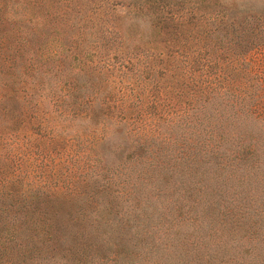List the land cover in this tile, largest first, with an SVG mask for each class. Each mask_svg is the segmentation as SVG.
<instances>
[{"label":"trees","instance_id":"trees-1","mask_svg":"<svg viewBox=\"0 0 264 264\" xmlns=\"http://www.w3.org/2000/svg\"><path fill=\"white\" fill-rule=\"evenodd\" d=\"M63 1L57 4L53 0H0V66L21 75L22 69L27 73L30 68L35 79L40 72L53 78L51 74L64 72L62 63L68 59L60 50L69 51V98L79 105L69 104V117L74 122L92 121L94 131H103L90 152H98L94 160L115 154L118 161L103 168V173L111 177L104 179L102 187L111 185L112 172L117 168L121 178L116 182L117 192L126 199L116 206L103 189L100 204L84 210L80 203L90 199L92 190L88 195L74 194V198L69 197V210L54 207L51 212L45 211L46 232L45 227L38 231L40 217L34 219L36 213H31L26 223L18 222L23 218H16L11 228L2 227L4 208L0 210V238L5 232L10 234L7 241L19 236L34 241L35 235H39L43 243H48L49 238L57 239L59 248L69 250L71 255L80 248L89 250L85 261L71 256L69 264H101L105 260L111 264H145L140 245H134L130 256L113 258L106 253L105 260L96 261V254L123 243L120 240L145 219L155 226V221L164 215L166 237L172 240L173 249L168 247L165 253L156 254L151 264H264V114L256 112L262 85L255 81L251 71L243 72L244 52H237L230 37L231 32L241 31L245 43L248 32L258 35L259 26L251 30L249 25L263 19L261 12L245 1ZM123 5L126 12L117 15L111 26L105 27L108 20L92 23L93 16L97 19L103 10ZM53 6L65 8L66 16L60 17L58 11L42 15L45 8ZM85 6L91 10L90 15L83 13ZM96 26L102 36L95 31ZM110 34L118 37L124 51L128 50L121 54L118 63L113 61L117 58L102 52ZM109 37L114 40L113 35ZM161 43L163 50L158 51L156 46ZM145 46L149 49L141 50ZM140 55H150L152 66L144 64ZM135 59L142 81L158 85L160 75L167 77V96L159 100L150 95L146 101L138 93L135 97L139 102L133 111L145 105L154 108L152 116L166 128V138L136 131L133 126L144 114H128L129 108L120 100L119 105H113L112 96H108L114 79L117 83L125 80L126 63H134ZM160 59L163 66L155 68L153 62ZM15 79L10 83L11 91L7 89V80L0 85V119L7 113L6 103L10 100L16 103L25 97L32 102L35 91H42L40 97L50 92L46 80L47 85L30 80L25 84L33 90L26 94L17 92L16 86L24 83L18 77ZM60 90L64 96L67 85ZM137 90L138 87L134 92ZM62 104L60 99L51 103L59 108V114H66ZM37 106L40 102L36 100L34 112L41 111ZM113 108L116 112L109 113ZM21 112V117L27 115V110ZM160 117L165 120L159 121ZM119 137L121 141L113 150L112 140ZM142 140L162 142L164 147L159 149L165 156L151 154L152 159L141 161L144 158L137 149H147ZM158 155L163 157L162 161L157 160ZM119 167L127 170L128 179L121 176ZM142 194H150V200L144 201ZM10 197L16 198L17 194L0 193L3 201ZM126 209H132V216L124 213ZM4 250L10 256L12 246ZM5 264L11 263L7 260Z\"/></svg>","mask_w":264,"mask_h":264},{"label":"rangeland","instance_id":"rangeland-1","mask_svg":"<svg viewBox=\"0 0 264 264\" xmlns=\"http://www.w3.org/2000/svg\"><path fill=\"white\" fill-rule=\"evenodd\" d=\"M9 1L10 0H3V2ZM53 1L57 3L61 0ZM213 1L228 4L245 1L250 3V7L255 6L259 12H261L260 19H263L258 20L256 24L249 25L251 30L259 26L258 30L260 31H258V35L248 32L246 40L249 42L246 41L245 43H243L244 38L241 36V31L231 32L230 37L233 38L232 41L235 43V48L238 50L237 52H244V62L241 66L243 72L251 71L255 76V81H258L259 84L262 85V95L256 106V112L258 114H264V0ZM81 2L85 3V0H81ZM87 7L88 6L84 7L83 13L87 11V15H90L91 10L89 9L88 11ZM20 9L21 8H18L17 11L19 10L20 12ZM64 10L65 8L53 6L51 8H45L42 15L58 11L59 14H61L60 17H65ZM125 12L126 7L124 5L118 6L116 9L109 7L103 10L102 14L100 13L97 19L93 16L94 19L92 23L94 22L97 24L102 21L104 22V20H108V22H106L107 25H104L105 27L111 26L113 23H116L117 15H123ZM79 15L82 16V14ZM95 31L98 33V26H96ZM13 33L14 31H12V34ZM98 35L102 36L101 33H98ZM111 35H113L114 40L110 39L109 36ZM106 37H108V40L105 41L107 45L102 49V52H107L106 54H109L110 57L117 58L113 60L114 63L120 62L121 54H123V52L127 54L128 50H123L120 44H118V37L114 36V34L107 35ZM40 39L42 40V38ZM146 44H148V42H146ZM161 44L156 46L158 51L163 50V44ZM129 48L132 47L129 46ZM142 48L144 49L141 50L149 49L148 46ZM60 51H62L65 56L67 55L68 59L67 61L64 60L62 63L64 72L60 74H51L50 76L53 78L45 77L40 72V74L37 75L38 78L35 79L31 76L32 72H30V68H26L27 73L22 69L21 75V73H10V69L8 70V68H5L4 70V68L0 66V85L4 80H7L8 91H11L12 88L10 83L13 82L15 77H18L20 81L24 83V86H19L20 83L16 86L17 92L21 91L23 94H26V91L29 89L33 90L30 84H25L29 83L30 80H36V82L40 83H44L46 80V82L50 84V92L48 91L45 97H40L42 91L37 90L35 91L32 102L25 97H22L21 101L16 102L18 104H16L14 100L7 102L6 108L8 111L0 119V180H5L4 183H0V193L9 192L17 194L16 198L10 197L4 201L0 199V210L6 209L2 215L3 219H1L3 222L1 224L2 227L11 228V225L15 224L16 218H18L17 220L24 219L18 222L26 223V220L32 217L31 213H36L34 219L38 216L40 217L38 221L40 225L38 231L42 232V227H45L44 232H46L47 222L45 221V211L51 212L54 207L69 210V197L74 198L75 196L88 195V191L90 190H92L90 199L83 200L80 203V206L84 210L97 207L100 204L101 197L99 194H101L103 189L109 192V197L116 206L118 202L122 204L126 199V196L123 198V195L117 192L119 188L116 182L121 180L116 171L117 168L112 172L113 179L111 185L105 188L102 187L105 184L104 179H110L111 177L103 173V168H106L108 164L112 165L118 161L115 154L110 153V148H108V153L111 155L108 154V157L105 156L103 160L101 158L94 160L98 152H90L103 131H94L92 121L85 123L79 121L74 122V120L69 117V104H71L70 106L72 107L79 105L73 103V98H69V51L64 52L62 49ZM150 52L152 51H149V53ZM103 58L102 56L99 60L100 65L102 64L101 60ZM140 58L144 61V64L152 66V57L150 55H140ZM23 62H26L25 58ZM133 62L134 63H126L128 68L125 69L127 71L125 80H120L117 83L114 79L112 86L108 90V96H112L113 105H119L117 100H120L125 108H129L128 114H133L135 116H138L140 112L144 114L133 126L136 131L141 134L145 133L146 135L159 134L160 138H166V128L161 127L159 123H157L156 118L154 119L152 116L155 111L154 108L151 106L149 108L148 105H145L143 108L139 107L136 109L137 111H133L135 109L134 105L139 102L135 97L138 93H141L140 95L146 101L150 100V95L159 100H163L167 96V91L164 89L165 85L168 84L167 77L165 75H160V83L158 85L154 82H150V80L142 81V77L138 78L140 72L136 71L137 60L135 59ZM58 63L61 64V62ZM153 63L156 66L155 68H161L164 64L162 59L156 62L154 61ZM50 65L54 66L55 64L51 61ZM16 80L17 79H15V81ZM45 85H47V83ZM62 85H67L68 88L67 92L64 94V96L66 95L65 97L62 96L63 94L60 90ZM155 86L157 88H155ZM137 87L138 90L134 92ZM102 88L105 89L104 82ZM131 88L133 90H131ZM123 93H125V96H123ZM56 99L63 100L62 105L67 109L66 114H59L57 110L59 108L52 106L53 104L51 105ZM36 100L40 102V106H37L38 108H42L40 112H34L32 109ZM128 106H131V108ZM162 107L163 105H160L159 109H162ZM22 110H27V115L23 114L21 117L19 114ZM99 112L107 113L108 111L99 110ZM115 112L116 109H109V113L114 114ZM163 112L164 111L161 110V114H163ZM164 120L165 118L160 117L159 121L163 122ZM6 122L10 123L6 126L4 125ZM180 135L181 133L178 134V137H180ZM74 137H76L77 140H75ZM120 141V137L112 140L113 143H111V147L113 150L118 147ZM144 142L146 143L147 149H137V152L144 158V160L141 161L145 162V159H152L151 154L157 155L158 153H163L165 156V152L159 149V146L164 147L162 142H158V140H156V142L141 141V143ZM133 152L134 151L130 149V155H133ZM157 160L162 161L163 157L158 155ZM138 167H140V165ZM120 171L122 173L121 176H125V178L128 179V176H126L127 170L123 171L122 168H120ZM127 190H130V188H127ZM141 196L144 198V201L150 200V194L147 197L143 194ZM158 205L163 207L159 202ZM162 211L163 209H161V213ZM131 212L132 209H126L124 213L127 216H132ZM13 216H15V218L9 221ZM6 217H9L8 221L5 220ZM164 217L165 216L162 215L159 220H156L155 226L150 224V220L145 219L141 226L135 227L133 231L128 233V236L120 240L123 243L103 254L94 253L97 257L96 261L105 260L104 258L108 257L104 256L106 253L113 258H116V255L117 258L121 255L130 256L134 245H140L141 250H143V262L145 264H151L153 262L152 258L156 259V254L165 253L168 247L170 250L173 249L172 240L166 237L167 228L164 226L166 223ZM30 224L31 223H27V226ZM185 227L186 226H183L182 229H185ZM9 237L10 234L5 232L3 233V237L0 238L1 264H5L7 260L11 264H69V258L71 256L75 257L76 260L85 261L89 255V250L87 248H80L75 255H71L69 254V250H62L59 248L57 239L53 240L49 238L48 243H43L39 235H35L34 241L22 239L20 236L18 238L15 237L14 241L13 238L7 241ZM107 239L109 240V237ZM8 246H12L10 256H7L4 250ZM112 251H114V253ZM101 264L111 263L105 260Z\"/></svg>","mask_w":264,"mask_h":264}]
</instances>
